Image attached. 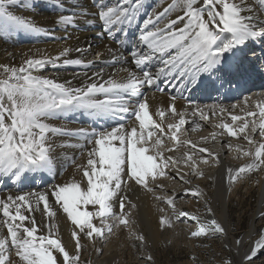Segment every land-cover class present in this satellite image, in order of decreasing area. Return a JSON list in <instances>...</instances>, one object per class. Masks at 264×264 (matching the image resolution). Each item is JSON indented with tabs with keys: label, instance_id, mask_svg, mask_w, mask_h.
Returning <instances> with one entry per match:
<instances>
[{
	"label": "snow or ice",
	"instance_id": "1",
	"mask_svg": "<svg viewBox=\"0 0 264 264\" xmlns=\"http://www.w3.org/2000/svg\"><path fill=\"white\" fill-rule=\"evenodd\" d=\"M48 2L61 10L54 21L57 26L75 28L80 19L91 17L87 24L98 22L97 35L115 47L106 48L110 60H102L103 53L87 59L90 45L65 44L56 55L37 48L22 53L19 65L0 64V180L16 186L29 181V174L53 173L60 162L58 150L77 149L85 160L76 163L75 155L70 157L72 178L43 191L0 194V264H81L82 238L95 241L114 228L131 229L137 223L131 210L138 206L126 194L129 191L143 190L168 206V210L157 208L160 230L188 221L196 224L189 239L226 237V224L210 207L205 220L176 208L177 199L202 195L198 188L157 195L164 191L159 178L171 176L189 185V176H204L200 163L212 160L226 171L230 188L246 175L264 170V93L247 96L239 108L242 115L233 111L237 105L208 106V113L230 117L231 122L215 125L220 135L247 142L246 149L235 148V159L243 157L246 163L224 169L218 155L181 139L186 124L196 130L199 121L209 119L204 108L192 103L191 94L231 91L252 74L264 73V56L257 57L250 47L264 45V0H92L91 9L80 0ZM36 6V0H0V38L17 32L50 35L34 20L10 10L30 11ZM133 30L135 39L125 54ZM74 52L79 56L72 58ZM98 59L112 67L119 65L117 73L125 75L117 79L103 69L95 70ZM62 66L83 71H74L63 82H58V74L42 75L49 67ZM153 88L161 93L169 89V103L150 114L146 90ZM185 93L189 104L180 110L176 100ZM189 109L191 121L186 120ZM77 113L92 125L69 128L61 122ZM166 115L173 120L166 122ZM100 121L112 123L104 126ZM211 136L215 139L217 133ZM58 138L64 139L58 142ZM186 145L190 151L182 156L170 154ZM181 162L188 173L177 167ZM37 212L42 216L39 223ZM61 215L73 226L67 243L54 222ZM259 216L264 220V210ZM255 234L240 264L257 260L264 264V225ZM134 239L138 246L147 247L149 236L140 232ZM236 246L243 247V240L238 239ZM141 258L154 259L151 254ZM196 259L192 257L193 262ZM220 264L234 261L224 257Z\"/></svg>",
	"mask_w": 264,
	"mask_h": 264
},
{
	"label": "bare ground",
	"instance_id": "2",
	"mask_svg": "<svg viewBox=\"0 0 264 264\" xmlns=\"http://www.w3.org/2000/svg\"><path fill=\"white\" fill-rule=\"evenodd\" d=\"M25 2L31 3V0H25ZM149 2H151V0H149ZM257 2H259V0H257ZM36 4L37 6L32 8L30 11L25 10L23 7L12 8L10 10L34 20L37 26L46 29L50 33V35H44L43 33L26 34L24 32H17L13 33L7 39L0 38V64L7 63L19 65L22 53H28L29 50H35L37 48L44 49L52 55H56L65 44L73 47L79 46L84 48H87L90 45L91 51L90 54L86 57L87 59H93L96 56V53H103L101 59L110 60V57L106 52V48L109 46L115 47V44L110 43L106 37H100L97 35L101 27L98 22H95L93 25L89 26L86 21L91 17H86L80 19L77 27L68 28L67 30H65L63 26H57L54 23V21L58 19L61 10L55 8L52 3L48 2V0H36ZM80 4L84 8H92V0H80ZM66 11L70 12L71 8L66 9ZM64 37H67V39H64ZM134 39L135 31L133 30L132 35L129 37V45L124 49L125 54H127V52L130 50L131 43L134 41ZM262 46L264 47V45ZM256 53L257 57H260L261 53ZM71 56L72 58H76L77 56H79V53L74 52L71 54ZM101 59H98L96 61L95 70L103 69L106 74H112L113 77L117 79L125 75V73L123 72L117 73V68L120 67L119 65L112 67L108 64L102 63ZM74 71H83V69L79 67L74 68L63 66L58 69H52L49 67L46 70L42 71V75L52 77L58 74V82H63V80L65 79H70L71 74ZM89 74H91V72H89ZM241 88H243V90L248 88L249 90L248 92L243 93L240 98H233L225 102L221 100V96L225 92H228V90L226 89L222 90L219 93H193L190 95V99H192L193 104H199L200 107L204 108L206 113H208V106L219 105L225 108H230L231 105H237V108L233 111L236 114L242 115L243 113L239 111V108L243 105L244 99L249 95L259 96L261 93H264V73L256 72L252 74L251 77L247 79V82L242 84ZM169 91V89H166L165 92L161 93L159 91H156L154 88L146 90V97L149 102L150 114H152L155 109L159 107H166L168 105ZM173 94L178 95L177 93ZM188 104V93L184 94V98L176 100V107L180 110L186 109ZM208 115L209 119L206 121H199L201 127L197 128L196 130H193V128H195V125H191L190 123L186 124L181 134V139H188L196 142L198 146L206 147L207 149H209V151L218 155L223 162L224 169H226L227 167H236L238 165L246 163L247 161L243 157H241L240 159H235V148L237 145H242L246 149L248 147L247 142L243 141L242 139H237L234 137L230 138L226 135H220L221 130L215 127V125L219 124L222 120L223 122H231L228 114L224 113L223 116H221V114L217 112L215 115L211 113H208ZM172 120L173 118L170 115H166V122ZM186 120H192L190 109L188 110ZM61 122L66 123L69 128L90 127L92 125L90 119L79 113L69 114L68 118L66 120H62ZM111 123L112 121H109L108 124H104L103 121H100V124H104V126H108ZM212 132L217 133V137L215 139H213L211 136ZM205 137H207L206 141L203 140V138ZM62 139L64 138H58V142H60V140ZM165 143L169 146L172 145L171 141L166 140ZM229 145H231V149L229 148ZM186 151H190V148L187 145L170 154L173 156H182V154ZM58 152L60 162L57 164L53 173L43 172L29 174V181H26L23 185L16 186L6 180H0V194H8L9 192L14 193L20 191L21 189L23 191H43L45 187H50L52 183L71 179L74 170V164L70 157L75 155L76 163H84L85 160L80 156V153L77 149L70 148L62 151L58 150ZM197 159L200 160L202 158L197 155ZM177 167L181 172H189L188 167L185 166L183 162H181V164ZM200 168L204 171V176H189L188 178L191 180V184L185 185L181 183L180 186L183 187V189L190 187L198 188L200 193H202V195L199 196H201L202 199L206 201H209L211 195L214 196L213 206L217 212L216 216L220 221L226 224L227 235L229 232V207L232 198L239 193V190L243 185L248 186L255 183L259 185L260 195L257 203V209L255 211L250 227L251 229L242 239L243 246L246 245V243L250 244L256 230V218L259 216L260 211L264 210V170L251 173V177L246 175L239 181L233 183V185L229 188V185L227 183L226 171L222 170L220 166L214 164L212 160H209V163L207 165L200 163ZM255 174H257V176ZM33 176L35 177V179H31V177ZM174 182L175 180H173L171 176L160 177L159 183L163 185L164 191L157 192V195L166 194L165 196H167L175 192H181V188H173L169 190L171 192L169 194V191H167V189L169 185H172ZM211 188L212 190L210 192ZM126 194L129 196L131 202L135 203L138 206L137 209L131 210L133 218L137 221L136 226L140 225L141 227H144V230L151 234V241L155 243L160 232V229L157 228V223L158 217L161 215L157 208L159 207L166 209V205H163L161 202L154 200L151 195H146L143 190L129 191ZM35 215L37 222L39 223L42 219L41 213L37 212ZM54 222L58 226L63 240L67 243L69 240V236L73 230V226L62 215L58 216ZM109 223H112V221H109ZM136 226L133 225L131 229L134 230ZM108 238L104 236L103 238H96L95 241L88 239L91 244L92 258L94 260L98 261L99 252L105 250V254L107 256L105 261H108L110 263L116 262V254L113 250V247L111 246L116 244H113L112 242L113 240H116V238H112L110 243L104 245L108 241ZM84 241V238H82L81 243H83ZM71 246L72 245L69 243L70 248ZM240 249L242 250V247ZM241 252V254L243 255L244 251Z\"/></svg>",
	"mask_w": 264,
	"mask_h": 264
},
{
	"label": "rangeland",
	"instance_id": "3",
	"mask_svg": "<svg viewBox=\"0 0 264 264\" xmlns=\"http://www.w3.org/2000/svg\"><path fill=\"white\" fill-rule=\"evenodd\" d=\"M255 175L257 176V174ZM248 176L251 177L250 174ZM180 185L181 183L175 181L172 185H169L167 191L173 188H181L182 193L185 189ZM211 190L212 188L210 192ZM259 195L260 187L255 183L248 186L243 185L239 193L232 198L229 207V232L226 237H221L220 239H189V232L195 229L196 224L185 221L183 223H174L175 227L167 231L160 230L157 241L153 243L150 239L151 234L146 232L144 227L136 226L135 224L134 230L114 228V232L112 231L110 235H105L106 238H109L104 245L110 243L112 238H116V240L112 241L113 244L116 243L114 244L115 246L111 245L116 254V262L105 261L107 257L105 250L99 252V262L94 260L92 258L91 244L88 238H84L85 241L82 243L83 248L81 250V264H220L221 259L224 257H230L234 264H240L243 256L241 251L245 252L249 244L246 243L241 250V247L237 249L236 241L238 239L242 240L251 229ZM213 198L214 196L211 195L209 201H206L201 196H188L177 199L175 203L178 210H187L205 220L210 217V213L207 211L209 207L215 214L217 213L213 206ZM166 209H168L167 205ZM262 225H264V220L258 216L256 218V230L260 229ZM140 232L149 236L147 247L138 246L134 239L135 234ZM255 233L252 240L256 239ZM149 254L154 257L152 262L141 258ZM193 256L197 258L195 262L192 260ZM255 264H260V261L257 260Z\"/></svg>",
	"mask_w": 264,
	"mask_h": 264
}]
</instances>
